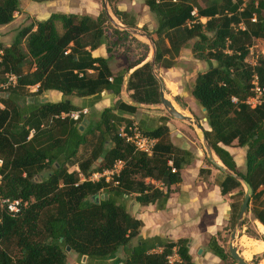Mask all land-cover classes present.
<instances>
[{"label":"trees","instance_id":"trees-1","mask_svg":"<svg viewBox=\"0 0 264 264\" xmlns=\"http://www.w3.org/2000/svg\"><path fill=\"white\" fill-rule=\"evenodd\" d=\"M112 1L107 0L108 5ZM19 4L20 0H0V25L14 19ZM143 4L155 18L154 38L143 32L154 43L155 67H171L185 47L196 59L207 61V68L195 74L190 89L194 103L204 109V136L222 165L250 186V210L264 227V206L257 203L264 196V93L260 104L249 107L244 103L251 95L253 74L264 88V54L258 53L254 64L246 60L255 39L264 41V0H143ZM193 8L195 16L190 14ZM110 12L125 28L137 29L124 11L110 5ZM252 15L253 22L249 20ZM106 26L111 31L109 42ZM125 28L112 26L102 9L94 17L53 12L22 25L8 45L0 42V85L10 76L14 79L6 86L8 93L0 92L4 104L0 108V198L25 202L14 215L0 207V264H67L66 247L84 258L78 264H170L172 254L177 257L172 264H195L187 239L138 237L141 221L130 215L125 202L118 201L132 192L140 203L164 200L169 185L179 180V169L194 159L188 149L171 142L165 122L142 131L156 139L150 154L135 150L117 136L122 124H131L122 113L132 114L142 104L160 103L158 84L146 59L148 45ZM127 40L138 43L142 52L135 58L122 52L126 62L113 72L109 66L112 47ZM101 44L106 56H91L89 51ZM30 86L35 87V94L55 90L61 98L54 102L41 99L37 104L15 101ZM122 90L128 101L119 98ZM104 91L117 97L92 123L91 105ZM71 95L90 97V111L80 113L76 120L61 116L83 109L69 101ZM82 117L88 123L79 130ZM87 134L95 136L94 146L89 155L74 161L78 148L89 141ZM233 141L245 147L241 171L223 147ZM116 159L123 161L114 177L117 184L80 179L109 168ZM67 165L76 169L69 171ZM146 178L158 181L165 191ZM232 189L236 191L231 195L230 217L235 221L243 188L237 179L224 175L220 192ZM132 238L135 242L130 244ZM208 247L219 259L235 263L214 237L209 238Z\"/></svg>","mask_w":264,"mask_h":264},{"label":"rangeland","instance_id":"rangeland-1","mask_svg":"<svg viewBox=\"0 0 264 264\" xmlns=\"http://www.w3.org/2000/svg\"><path fill=\"white\" fill-rule=\"evenodd\" d=\"M61 2H63L62 4L64 5H66V3L67 4L69 3L70 5L71 4L70 2H73V4L76 6L74 5L69 6L66 9L69 10L73 8L75 10V8H77L76 10H80L83 12V14H88L90 16H96L90 13V7H92L94 11L97 10L96 11L97 14L102 9L101 6L102 0H61ZM20 3L21 4H19V7L21 6L23 8L26 7L27 9L29 8L31 9V6H34L36 8H39V6L35 5L33 2H31V0H20ZM125 4H127L128 6L126 7V9L124 8ZM110 5L114 6L118 10H121L119 8L123 7L124 9H122V11L126 13L125 18L129 21L134 22L137 28L136 30L139 33L149 32L151 37L154 38L153 30L155 28V18L153 14L149 12L147 7L143 4V0H113L111 4L108 5L107 3L108 12L117 23H120L111 14ZM86 11L88 13H84ZM33 19L34 18H30L28 15L26 16L25 12L20 9V11L16 13L14 19L10 23L0 25V42L2 43V45L4 46L8 45L11 39L13 38L16 30L20 28L22 25L28 24ZM56 26L59 29V25L57 24ZM105 31L107 32L106 42H109V40L112 38L110 35L111 32L110 28L106 26ZM131 35H133L136 40L140 42H144L145 44L148 45L149 52L146 59H149L151 49L147 39L141 36L140 34H131ZM251 45H255L252 48L253 50L256 51L254 53H257L261 50L264 51V41L261 39H255V41ZM112 49L114 51V55L111 59L112 64L110 67L113 70V72H117L122 66H124L126 62V59L124 55H122V52L125 53L126 56H129L131 58L137 57L142 52L141 46L138 43H136L134 40H127L120 45L117 44L114 47H112ZM249 59H250L249 56H247L246 60L249 61ZM211 64H215L214 61H211ZM207 66H208L207 61L196 59L194 55L191 53L189 47H185L179 50V53L175 57L173 65L171 67L169 68L155 67V73L163 82L164 96H166V100L168 101L170 106L173 107L174 109H177L179 112L190 116L193 120L201 124L202 128L204 129L207 128L206 122L203 119L204 112L201 110L199 106H197L194 103L193 98L190 95V89L192 87L193 78L195 74L197 72L203 71L204 69L207 68ZM13 80L14 79H12L11 77H8L7 81L0 85V92L2 91L8 93V89H6V86L8 85V83L12 84ZM34 92H35V87L30 86L27 88V91H25L24 94L18 96V98H16L15 101L19 103L32 102L34 104H37L38 101L40 100L41 93L35 94ZM174 97H176V100L179 102L180 105L176 103ZM119 98L126 101L128 99V96L122 93V96L119 95ZM68 99L71 103L74 104L83 103L82 98L73 95L68 96ZM114 100L110 101L109 105H111L114 102ZM2 107H4V104L0 102V108ZM98 112L99 111L94 112L91 110L90 121L92 123L97 120ZM122 114L125 115L127 118H129L131 124L136 125L141 131L151 129L162 122L168 123V125L167 124L166 125L169 130V139L173 144L179 147H187V149L190 152L195 151L197 146L201 149L204 160L210 162L207 158L206 152L201 143V139L197 134L194 126L190 125L186 121L179 120L169 116L166 113V111L162 108L160 103L147 104V105L142 104L139 107H137L134 113L132 114L122 113ZM160 118H164V119L161 120ZM121 126H123V124ZM85 127L86 125L84 126V128ZM87 138L89 139V141L85 146L82 145L78 148V151L75 157L73 158L74 161H77L80 158L89 155L90 149L91 147L94 146L95 143L94 141L95 136L87 134ZM109 145L110 144L107 143L104 146L107 147ZM94 164L97 163L94 162ZM67 169L70 171L76 169V167L75 165H67ZM155 183L156 182H154V184ZM243 191L244 188L242 192ZM239 194L240 192L236 195V198H234V200H238ZM128 200H130V196L126 198H118L119 202L120 201L125 202V204H127ZM257 203L258 206H264V196H262ZM250 209H251V203L249 199L247 210L243 215L242 224L240 228L237 229L235 232L236 234L235 245H236V249H238V252L242 251L241 257L245 261H247L248 263L251 262L256 263L258 259L264 257V227L261 225V223L258 220H256L253 217V214ZM235 221L234 219H232V217H230L227 225L228 231H226L222 236L219 233L216 234V238L221 241V243L226 249L228 245V235L232 230V228L234 227ZM134 242H135V238H132L130 240V244H133ZM64 253L67 264H78L84 261L83 257L79 258V256L69 248ZM250 255L252 257L249 260ZM228 263L230 264L233 262L229 258L222 261V264H228Z\"/></svg>","mask_w":264,"mask_h":264},{"label":"crops","instance_id":"crops-1","mask_svg":"<svg viewBox=\"0 0 264 264\" xmlns=\"http://www.w3.org/2000/svg\"><path fill=\"white\" fill-rule=\"evenodd\" d=\"M31 2L38 5L39 8L31 6V9H27L20 6V9L25 12L26 16L34 18L33 20L44 19L53 12L83 14L82 11L76 10L77 8L75 10L73 8L66 9L69 6H73V2H70V5L69 3H66V5L62 4L61 0H31ZM126 7H128L127 4H125L124 8L126 9ZM124 8L121 7L119 9L122 10ZM96 11L90 7V13L97 15ZM89 52L93 57L106 56L104 44ZM111 64L110 59L109 66ZM122 86L124 85L122 84ZM125 92L122 90L120 96H122V93L127 96L128 94ZM116 97H112L109 92H102L99 98L91 105V110L94 112L100 111L103 107L109 106L110 101H113ZM60 98V93L55 90L42 91L40 96V100L44 99L52 102L58 101ZM80 98H82L83 103L76 105L82 106L86 112H89L90 97ZM166 124L168 125V123ZM223 147L232 156L235 169L237 171L243 170L245 147L237 146L235 141L229 145H223ZM181 148L187 149V147ZM191 153L194 155V159L179 169V180L169 185V192L164 200L156 198L152 202L140 203L135 200L137 193L132 192L129 195L130 200L125 205L130 215L141 221L138 237L158 236L171 241L182 238L187 239L188 253L195 264H222L223 260L210 252L208 240L210 237H214L224 247L221 241L216 238V234L219 233L222 236L228 231L231 195L236 190L232 189L230 192L222 194L220 192V183L224 174L211 162L204 160L199 147L196 146V150ZM145 181H149L152 184L156 182L154 184L155 187L163 192L165 191V187L161 186L158 181L147 178ZM241 252H238L240 256ZM251 257L250 255L249 260ZM249 264H264V257L258 259L256 263L251 262Z\"/></svg>","mask_w":264,"mask_h":264},{"label":"built area","instance_id":"built-area-1","mask_svg":"<svg viewBox=\"0 0 264 264\" xmlns=\"http://www.w3.org/2000/svg\"><path fill=\"white\" fill-rule=\"evenodd\" d=\"M190 14L193 16L196 15V11L194 8L190 11ZM198 19L201 22L205 21V17H199ZM249 20L251 22L255 21L254 15H252ZM238 27L240 29H243V23L239 22ZM254 46L255 45H251L248 47L247 56H249L250 58V64H254L258 53L264 54L262 50L257 53H254L256 52L252 49ZM10 77L13 79L12 76ZM108 79L110 80V78ZM250 90L251 95L245 98L244 103L247 104L249 107H254L262 102L264 93V88L258 85L255 74H253L250 78ZM230 100L233 103L236 102V98L233 96ZM85 111V109H82L81 111H71L69 113H62L61 116L68 115L73 120H76L79 117L80 113H84ZM31 133L32 129L29 130L28 137L31 135ZM117 136L122 138L125 142L131 144L135 150L142 151L146 154L151 153L156 141L154 137H150L148 135L143 134L142 131L134 124H130L128 126H121L120 128H118ZM167 164L171 166V161L167 160ZM122 165L123 161L120 159H116L109 168H105L99 171H93L86 178L81 177L80 179H86L91 182H95L102 179L104 182H111L113 185H115L117 184V180H115L114 177L118 175ZM171 171H174V168H171ZM24 205L25 202H23L20 198H0V207L3 208L10 215H14L15 213H17L19 209ZM176 259L177 257L175 254L168 256V261L170 264H172V262Z\"/></svg>","mask_w":264,"mask_h":264},{"label":"water","instance_id":"water-1","mask_svg":"<svg viewBox=\"0 0 264 264\" xmlns=\"http://www.w3.org/2000/svg\"><path fill=\"white\" fill-rule=\"evenodd\" d=\"M102 6V10L105 13V15L107 16L110 24L114 27H117L119 29H123L125 28L122 24L117 23L112 16L110 15V13L108 12L107 9V0H102L101 3ZM130 34H140L141 36L145 37L149 43L151 52H150V56H149V61H150V72L152 74V76L154 77V79L157 81L158 84V95H159V102L162 106V108L166 111V113L176 119L179 120H183L188 122L190 125H193L194 128L196 129L197 134L199 135L200 139H201V143L203 145V148L206 152L207 158L208 160L216 167L218 168L224 175H230L232 177H234L235 179H237L241 185L244 188L243 191V195H242V200L237 212V216H236V221H235V225L232 228V230L230 231L229 235H228V245H227V252L229 254V257L235 261L236 264H249L247 261H245L237 252L236 249V245H235V232L237 229L240 228L241 224H242V219H243V215L247 210V206H248V202L251 196V188L248 185V183H246L243 179H241L240 176H238L237 174L227 170L222 163L219 161V159H214V154L212 152V150L210 149L206 138L204 136L203 133V128L201 126V124H199L197 121L193 120L190 116L183 114L181 112H179L177 109H174L173 107L170 106V104L168 103V101L165 99L164 96V89H163V82L162 80L156 75L155 73V66H154V53H155V46L153 41L151 40L150 37L146 36L144 33H139L136 29L134 28H125ZM130 72V71H129ZM126 72L124 74L123 80H122V84L125 85L127 77H128V73ZM134 104V103H133ZM136 105V104H135ZM204 110V109H202ZM205 120V118H203ZM88 123V120L86 119V117H82L80 123L78 124V129L82 130L84 128V126ZM68 249V247H66V250ZM83 260V258H82Z\"/></svg>","mask_w":264,"mask_h":264},{"label":"bare ground","instance_id":"bare-ground-1","mask_svg":"<svg viewBox=\"0 0 264 264\" xmlns=\"http://www.w3.org/2000/svg\"><path fill=\"white\" fill-rule=\"evenodd\" d=\"M165 99H166V96H165ZM213 156H214V159H217L215 155H213Z\"/></svg>","mask_w":264,"mask_h":264}]
</instances>
